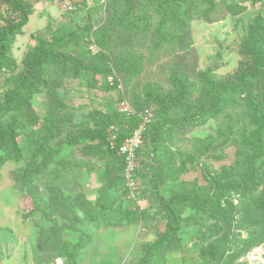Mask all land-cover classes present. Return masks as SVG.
I'll list each match as a JSON object with an SVG mask.
<instances>
[{"label": "rangeland", "instance_id": "obj_1", "mask_svg": "<svg viewBox=\"0 0 264 264\" xmlns=\"http://www.w3.org/2000/svg\"><path fill=\"white\" fill-rule=\"evenodd\" d=\"M20 1L29 7L28 22L6 53L14 71L0 73V99L12 86L6 80L23 70L25 57L40 43L63 38L67 43L59 51L73 62L53 64L48 77L51 92L62 99L64 107L54 119L66 123L65 131L56 139L44 131L43 124H56L52 120L56 112L49 122L47 94L41 89L30 100L38 121L31 128L26 124L17 138L23 148L21 158L2 170L0 190L10 188L13 203L17 200L19 206L7 216V226H0V264H66L62 256L77 243L83 244L79 264L94 263L104 250L123 251L118 264H138L169 223L159 199L182 195L205 199L223 182L245 185L252 180V168L258 165L252 166L246 158L250 152L245 145L261 117L251 116L245 106L230 104L215 116L208 108L196 110L198 119L190 124L175 120L206 100L210 80H223L240 66H250L251 44L258 43V55L264 56V0H213L212 4L134 0L125 24L119 18L127 12L130 0ZM108 9L115 13L105 40L113 57L111 64L88 57L90 45L97 43L93 34L102 27ZM15 17L0 0V27ZM103 50L99 48V52ZM85 65L92 68L87 73L83 72ZM173 72L193 87L189 99L185 94L183 105L171 101L177 91ZM111 77L119 82L118 87ZM122 96L136 110L148 103L145 107L151 108L153 119L147 129L164 123L155 140L148 133L143 135L131 182L125 160L99 139L84 138L92 130L103 134L109 122L114 123L119 138L132 133L133 122L116 113L115 102ZM160 103L168 109L162 121ZM34 132L39 136L35 143L33 135L28 139ZM40 140L48 148L39 145ZM37 146L49 158L38 154L30 158ZM85 146L93 152L84 153ZM27 165L40 168L31 175L30 184L22 183L23 174L29 173ZM55 190L59 198L54 197ZM263 202L264 182L247 195L230 194L220 209L183 205L177 234L151 264H239L240 260L262 264L264 241L248 246L264 233V224L256 222L263 215ZM140 212H144L143 219ZM254 249L259 256H249Z\"/></svg>", "mask_w": 264, "mask_h": 264}, {"label": "trees", "instance_id": "obj_2", "mask_svg": "<svg viewBox=\"0 0 264 264\" xmlns=\"http://www.w3.org/2000/svg\"><path fill=\"white\" fill-rule=\"evenodd\" d=\"M51 1V0H48ZM204 3L212 4L213 0H201ZM7 8H9L12 13L16 15L15 18L7 22L4 26L0 27V73L3 71L13 72V61L6 54L9 50L11 43L14 41V38L19 34L21 29L28 22V6L22 5L20 0H4ZM191 4V1H184V4ZM134 0L128 1V10L126 13H121L120 23H127L130 18L131 8L133 7ZM115 6V5H114ZM181 8V7H180ZM184 9H189L188 6L183 7ZM108 16H106L105 21L97 31V33L93 34L96 37L97 43L94 46L96 48V52L93 53L89 50V58L97 57L103 59L107 64L113 63V57L107 47L105 40L109 38L110 29L113 27V20L115 19V13L113 9H108ZM110 14V15H109ZM175 23L180 24L178 16L173 17ZM183 36H181L182 38ZM180 38V39H181ZM66 40L63 38L55 39L50 44L40 43L36 48L34 53L27 55L23 61V70L14 76H11L8 80H6L7 85H12L8 90L3 94L2 100L0 99V170L5 165L6 162H16L20 160L23 148L18 144L17 138L20 135V131H24L27 128L26 124H31L29 127L38 121L37 115L34 113L30 100L32 96L38 93L41 89L46 91L47 97V105H46V116L48 121L51 122L54 120L56 124L52 123V126L45 127L46 124H43L44 131L50 136L51 139L58 138L59 134L65 131V124L60 119H54L55 117H60L59 112L64 108L62 99H60L55 93L51 92V85L49 83V75L53 73L54 70H51L53 64L65 65L68 61H72L70 56L64 54V52L59 51V48L62 45L66 44ZM91 43V42H90ZM93 45V44H92ZM90 45V46H92ZM100 49H104V53L99 52ZM249 52L253 54V63L248 67L240 66L239 69L232 75L227 76L223 80L219 81H209V90L207 92L206 100L203 102L198 101L193 105V112L182 116L179 120H175L177 122L183 123H192L195 122L198 118L196 117V110L202 111L204 108H208L210 113L214 116L220 113L224 108L229 106L230 104L236 105L237 107L245 106L251 116L261 117L256 121L257 129L249 136L250 141L247 142L248 139H245L247 144L245 145L246 149L250 152V155H247L246 158H249V162L252 164L258 165L257 168H252L251 171V181L245 185H238L233 182H223L219 184L216 190L210 196H207L205 199H201L198 196L189 197L187 195H182L178 197L171 198L167 201H163L159 199V205L161 206L162 212L165 213L168 218V226L165 232L159 237V239L153 243L146 251L144 257L138 264H151L154 257H159L158 254L164 252L170 242L173 240L174 236L177 234L178 229L181 223V209L183 205H188L191 203V206L195 204H205L211 205L212 208L220 209L221 202L227 201L228 196L232 193H236L238 195L241 194H249L253 190L257 189L258 186L263 184L264 182V56H260L259 54V44L254 43L249 47ZM96 60V59H95ZM79 65L81 64V60L77 62ZM81 68V67H80ZM84 71L86 72L91 70L89 66H83ZM94 74V70L90 72L89 76V84L92 86L93 81L92 75ZM80 74H77L79 76ZM112 78V77H111ZM114 81V85L118 87L119 82L112 78ZM172 82L177 89L176 95L171 97V101L173 100L174 104L179 103V105H183L185 94H187V99H189V95L193 90L191 84H187V80L185 77L179 78V74L177 72L172 73ZM234 96H238L237 100H234ZM125 99L123 96L118 98L115 103L118 101ZM50 101L51 106L48 103ZM180 101L182 103L180 104ZM201 102V103H200ZM148 103L141 106L137 112H141L142 110L149 108L145 107ZM116 105V104H115ZM161 111L159 113L160 121L164 119L165 113L167 114L168 109L165 105L160 103ZM63 107V108H62ZM61 108V109H59ZM59 109V110H58ZM56 112L53 114V112ZM116 113L122 118L133 122L134 129L139 124V117L136 115L134 117H125L119 114L116 110ZM53 114V118L51 120V116ZM199 117V116H198ZM169 120V119H168ZM174 122V120H169ZM65 122V121H64ZM152 122V121H151ZM151 124V123H150ZM149 124V125H150ZM147 125L143 135L145 136L150 134V140H155V137L158 135L160 129L164 125V123L159 126H154V129H147L149 126ZM111 126L114 127V130L110 129ZM133 129V130H134ZM132 130V131H133ZM43 131V132H44ZM31 133V132H30ZM28 136V139L33 135L32 142H36L39 140V136L37 133H32ZM131 134V133H130ZM142 135V138H143ZM112 136L115 138L112 139ZM129 135L126 137L128 138ZM246 137L242 135V138ZM84 138H96L99 139L104 144L107 149L119 156V158H124L118 154V148L123 143L126 138H119L116 133V128L113 122H109L107 124L105 132L103 134L98 132L97 130H92L86 132ZM146 140V139H145ZM144 140V141H145ZM245 142V143H246ZM47 142L45 140H40V144H44L46 148H48ZM73 143V142H72ZM76 144L77 141H74ZM29 146V144H28ZM34 149V150H33ZM30 151V158H36L37 154L40 158H49L46 156L41 148L38 146L33 148ZM140 147L135 152L136 155L139 152ZM84 153L91 154L93 149L89 147H84ZM56 153V152H55ZM98 153V152H97ZM103 156H106L104 154ZM45 161H41V168L44 169ZM126 166V164H125ZM136 163L133 172L136 170ZM27 169L29 173L23 174L22 180L24 184H30L31 175L39 171L40 168L33 169L31 165H27ZM160 179L161 176H160ZM54 197L59 198L58 190L53 192ZM263 210V215L259 217L256 222L260 224H264V202L263 207L260 210ZM248 212V210H246ZM143 213L140 212L139 217L143 219ZM249 213V212H248ZM250 214V213H249ZM255 222V220L253 219ZM264 241V233L259 236V238L249 244L248 247L255 246ZM46 245V243L44 244ZM82 243H77L72 246L69 251L66 252L62 257L66 261V264H78L80 258V249L82 247ZM258 247V246H256ZM254 248V247H253ZM252 250V249H251ZM250 250V251H251ZM248 252V254L250 253ZM34 260H37L36 254L33 253ZM244 259V258H240ZM246 261V260H245ZM115 259L109 258L101 262H95L94 264H114ZM239 264H244V262H239Z\"/></svg>", "mask_w": 264, "mask_h": 264}, {"label": "built area", "instance_id": "obj_3", "mask_svg": "<svg viewBox=\"0 0 264 264\" xmlns=\"http://www.w3.org/2000/svg\"><path fill=\"white\" fill-rule=\"evenodd\" d=\"M90 50L95 53L96 52V48L95 46H90ZM116 110L119 114L125 116V117H134V116H138L139 117V124L138 126L132 131V133L129 135L128 138H126L123 143L120 145V147L118 148V154L120 156H122L125 160L126 163V173L129 179V182H131L130 180V175L134 170L135 167V152L137 151V149L141 146L142 143V135L144 133V130L146 128L147 125H149L153 119V115H152V110L151 108H146L144 110H142L141 112H137L128 102L126 99H122L120 101H118L115 105ZM112 130H114V127L111 126ZM115 137L112 136V139H114ZM130 185H132L130 183ZM261 249V248H257ZM253 254L259 256L256 252V250L254 249L249 256H253ZM264 254H261L260 256H263ZM243 260H240V262H242ZM264 264V262L262 263Z\"/></svg>", "mask_w": 264, "mask_h": 264}, {"label": "crops", "instance_id": "obj_4", "mask_svg": "<svg viewBox=\"0 0 264 264\" xmlns=\"http://www.w3.org/2000/svg\"><path fill=\"white\" fill-rule=\"evenodd\" d=\"M7 164L10 165V162H6L5 165L2 167V169L0 170V182L4 178L2 175V170ZM12 196H13V192L10 190V188H4V189L0 190V198L2 199V201H0V202H2L0 204V209L3 210V214L6 215V216H4L3 214L0 215V226L2 228H4V226H7V223H8V220H7L8 217L7 216L13 215L14 214L13 212L19 206V202L17 200L15 201L16 203H13L14 197H12ZM1 206H3V207H1ZM2 208H4V209H2ZM1 210H0V213H2ZM3 237H5V236H3ZM11 239L13 240L12 237H11ZM4 242L6 244L7 240H4ZM123 257H124L123 251L110 252L108 250H104V251L99 253V256L96 258L95 262H101L102 260L104 261V260L109 259V258H114L115 259L114 264H118V260L123 259ZM94 263H93V261L91 262V264H94ZM78 264H79V262H78Z\"/></svg>", "mask_w": 264, "mask_h": 264}]
</instances>
